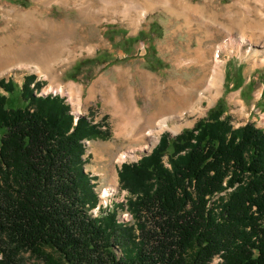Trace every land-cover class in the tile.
<instances>
[{"label": "trees", "instance_id": "1", "mask_svg": "<svg viewBox=\"0 0 264 264\" xmlns=\"http://www.w3.org/2000/svg\"><path fill=\"white\" fill-rule=\"evenodd\" d=\"M34 83L21 88L23 107L0 92V264H264V129L235 128L219 101L124 163L127 203L105 209L85 156L107 126L76 121L64 97L38 96ZM0 88L15 92L12 80ZM125 208L133 224L120 220Z\"/></svg>", "mask_w": 264, "mask_h": 264}, {"label": "rangeland", "instance_id": "2", "mask_svg": "<svg viewBox=\"0 0 264 264\" xmlns=\"http://www.w3.org/2000/svg\"><path fill=\"white\" fill-rule=\"evenodd\" d=\"M76 1L84 5L94 2L98 6L97 0H0V44L3 46L12 44L16 48L45 47L50 43L54 30L60 31L64 38L60 55L56 52L45 64H39L43 71L52 69L53 75L48 76L44 72L40 74L25 67L17 68L10 74L0 76V80L14 82L15 92L10 94L2 88L0 92L9 98V107H23L19 94L26 78L30 77L42 85L40 90H36L35 83L32 84L36 95L64 97L76 121L85 116L94 123L107 126L109 139L86 141L85 158L89 157V160L85 170L94 178V189L100 198V207L106 209L112 203L124 206L127 203L129 194L122 189L119 178V171L124 163L137 162L150 154L163 134H169L173 139L184 130L192 129L221 100L225 116L230 117L235 128L251 122L264 129V38L257 39L252 44L246 43L239 52L237 44L231 50L223 52V63L219 67L221 73L217 80L220 94H214V99L205 100L202 112L196 115L185 114L182 120L170 122L171 126L181 124L180 130L155 133L157 143L153 142L154 136H148L146 143H133L123 135H118L120 120L115 114L117 110L109 102L117 86L120 100L126 106L130 103L137 106L148 119L159 109V97L171 99L175 85L185 87L200 82L204 83L205 88L208 87L206 69L214 65L211 62L213 59L208 53L204 65L192 64L194 51L202 49L207 52L215 44L231 38L237 39L241 34L237 25L246 16L253 20H259L261 16L264 18V0H173L172 8L176 13L159 8L148 13L138 28L111 11L102 14L96 10L93 13L96 18L87 19L76 6ZM116 1L119 3L117 6L121 7L122 2H114L117 3ZM154 1L156 0H134L133 3H155ZM179 3L197 7L199 12L187 13ZM28 13H35L37 16L28 19ZM18 15L19 20L15 19ZM132 15L138 17L136 12ZM185 16L190 17V20L192 18L190 26ZM217 31L221 35L216 34ZM89 45H93L94 49L87 51ZM82 47L85 50L82 51ZM248 50L251 51L250 55L246 54ZM67 55L70 60L60 62ZM4 64L5 62H0V69ZM120 71H126L124 78L119 76ZM102 80L108 82L107 86L101 84ZM129 87L133 89L130 94ZM77 91H80V103L77 101ZM3 133L4 130L0 129V139ZM144 145H148L149 149L143 150ZM123 152L129 155L121 160L119 158ZM100 207L92 210L94 216L99 213ZM119 218L121 221L134 223L126 208L122 211L119 209ZM26 257L29 258V255ZM29 259L34 261L31 257Z\"/></svg>", "mask_w": 264, "mask_h": 264}, {"label": "bare ground", "instance_id": "3", "mask_svg": "<svg viewBox=\"0 0 264 264\" xmlns=\"http://www.w3.org/2000/svg\"><path fill=\"white\" fill-rule=\"evenodd\" d=\"M114 1L113 0H97L98 2L97 7L95 6L94 2H89L84 5V3H78L76 1V6L79 7V10L82 12L83 16H85V18L87 19H95L96 15L94 16L93 13L94 12L96 13V10L99 11V13L101 12L102 14H105L106 12L111 11L115 13L116 15L121 16L124 19H126L128 23L134 26V28H138L141 25V23L144 21L148 13L154 10H157L159 8H165L166 10L172 13H176L175 10L172 8L173 7L172 3H174L173 0H156L154 1L155 3L148 2L146 4H144L143 2L133 3L134 0L132 2L129 0H125L126 2L119 0V2L120 1L122 2L121 7L117 6L119 4L118 1H116L117 3H115ZM178 5L182 7L183 9H185L186 10L185 12L187 13H191V12L196 13L197 11L199 12V8L190 7L189 5H186V3L185 4L179 3ZM134 11L138 15L137 18L132 15V13L133 14L135 13ZM28 14H29L27 17L28 19L29 18L33 19L34 16H37L35 15V13L33 15L32 13H28ZM15 19L19 20L20 15H18ZM191 20H190V17H186V22L188 23L189 26L191 25L190 23ZM257 20H253L246 16L243 19V22L237 25L241 33L237 39L231 38L230 40H225L222 43L215 44L207 52L203 51L202 49L195 50L194 57L192 59V64H198V65H200L201 63L203 64L208 53L211 54V58L213 59L211 62H214V65H212L211 67L206 66L207 69L205 68L207 70L206 75H207V81L209 83L208 87L205 88L204 83H200V82L192 83L189 86H185V87L175 85V91L171 93L173 95H170L171 99L165 100V99H162V97L161 98L159 97L158 98L159 99V106H158L159 109L156 112H154L151 115V117L148 116L149 117L148 119L144 117V115L138 110L139 108L137 106L136 107L133 106L132 103L126 106V104L122 100H120L119 90L117 89V86H115L116 92L114 96H112L109 99V102L117 110L115 114H116V117L119 118L120 120L118 130L120 128L121 129L118 135H123L124 138L131 140L133 143L145 142L148 136L149 137L154 136L153 142L157 143L158 137H155V133L160 134L166 130H172L175 132L182 128L181 124L180 125L174 124L173 126H171L170 122L172 123V121L174 120H182L185 114L196 115L200 111L202 112L203 110L202 104L204 103V101L207 99L213 98L214 94L219 95L221 91L220 85H218L217 83V80L221 73V68L219 67L223 63L221 59V54L223 52L231 50L233 45H236V44H237L236 46H238L237 50L239 48L238 50L239 52L241 46H244L246 43L249 42L250 44H252V42L254 41L257 42L256 41L257 39L259 40V39L264 38V18H262L261 16V19H259L258 21ZM216 34L221 35L219 31H217ZM216 34L214 33V35ZM230 34L231 33H229V36ZM63 41H64V38L61 32L54 30L52 37L50 38V43L45 47L20 46L16 48L12 44L11 46H5V45L3 46V44H0V62H5V64L1 66L0 76L5 75L6 73L10 74L9 72H11L12 70L17 69V68H23V67L29 68L32 71H37L40 74L41 73L43 74L44 72L48 76L53 75L52 69L49 68V70L46 69V71H43L42 67H39V64L47 62L56 52H57L56 54H59L61 51V44L63 43ZM83 48L84 47L81 48L82 51L85 50ZM171 48L169 50H171ZM93 49H94L93 45L91 46L89 45V47L86 48L87 51H91ZM250 52L248 50L246 54L250 55L251 54ZM190 54L192 53L190 52ZM68 60H70L69 56L67 58L63 57V59H60V62H65ZM58 63L59 62H57V65ZM262 63H264V56L262 57ZM125 72L126 71H120L119 76L121 78H124ZM141 76L144 77V74H142ZM101 82H102L101 84H103L104 87L107 86L108 84L106 80H102ZM130 91L133 92V89L129 87V94H130ZM79 96H80V91H77L78 103H80V98H81V96L80 98ZM210 102L212 103L211 100ZM130 120L133 122L130 123ZM142 149L147 150L149 149V146L144 145ZM128 155H129L128 153L123 152L121 153V156L119 159L121 160L126 159Z\"/></svg>", "mask_w": 264, "mask_h": 264}, {"label": "crops", "instance_id": "4", "mask_svg": "<svg viewBox=\"0 0 264 264\" xmlns=\"http://www.w3.org/2000/svg\"><path fill=\"white\" fill-rule=\"evenodd\" d=\"M258 127V126H257Z\"/></svg>", "mask_w": 264, "mask_h": 264}]
</instances>
